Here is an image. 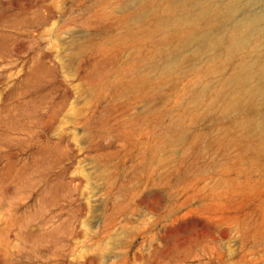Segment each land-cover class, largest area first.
<instances>
[{"label":"rangeland","instance_id":"obj_1","mask_svg":"<svg viewBox=\"0 0 264 264\" xmlns=\"http://www.w3.org/2000/svg\"><path fill=\"white\" fill-rule=\"evenodd\" d=\"M139 2L0 0V264H264V154L214 140L233 115L194 102L240 63L231 24L218 49L134 82L192 34L158 27L165 0ZM187 4L171 17L202 9Z\"/></svg>","mask_w":264,"mask_h":264},{"label":"bare ground","instance_id":"obj_2","mask_svg":"<svg viewBox=\"0 0 264 264\" xmlns=\"http://www.w3.org/2000/svg\"><path fill=\"white\" fill-rule=\"evenodd\" d=\"M156 1L140 0L139 7L144 9L152 3L157 4L155 3ZM165 1L164 14L159 12L158 8L152 9L158 15V27H163L168 22H171L175 27L187 28L192 34L189 33L191 36L186 38L187 40L184 39L183 44L177 45L174 49L163 50L161 48L159 54L165 55V59H163L165 63L153 64V62L149 61L144 68L132 77L134 78V82H147L153 76L156 79L166 78L180 69L185 61L190 60L191 57L199 56L204 48L218 49L217 47L220 46L225 35L223 32L214 31H219L224 24H231L230 31L226 35L228 45L226 50H224L225 56L227 60H231L235 55H241L240 63L236 65L234 72L226 75L221 74L223 76L218 78L217 84L213 86L208 84L199 89L195 88L194 92L196 96L194 102H197L196 97H198V101L202 97H207L209 98V102L207 103L206 110L218 107L220 108L221 116L233 115V119L225 125L223 131L213 137L214 140L219 141L221 138L228 136L227 134L236 131V135L232 138L231 143L241 144L246 141H256L257 152L264 154V14H257L253 17L234 21L232 20V4H228L222 8L218 6V8L217 5L210 3L208 0ZM189 1H194V3L201 6L202 9L197 15L191 16L188 11H185L187 14H183L181 18L171 17L184 6L186 8ZM203 24L204 29L195 34ZM191 45H194L196 48L194 47L192 52H186L185 47ZM249 45L252 46L249 47ZM218 57L219 55L216 56V58ZM215 68L219 70L221 69V65H215ZM173 139L175 137L171 135L166 136L163 139L165 143L164 147L168 143L171 144Z\"/></svg>","mask_w":264,"mask_h":264}]
</instances>
